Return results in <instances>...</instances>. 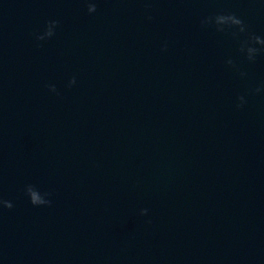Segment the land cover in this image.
<instances>
[{
  "label": "water",
  "instance_id": "1",
  "mask_svg": "<svg viewBox=\"0 0 264 264\" xmlns=\"http://www.w3.org/2000/svg\"><path fill=\"white\" fill-rule=\"evenodd\" d=\"M0 264H264V0H0Z\"/></svg>",
  "mask_w": 264,
  "mask_h": 264
},
{
  "label": "clouds",
  "instance_id": "2",
  "mask_svg": "<svg viewBox=\"0 0 264 264\" xmlns=\"http://www.w3.org/2000/svg\"><path fill=\"white\" fill-rule=\"evenodd\" d=\"M89 9H90V11H94L95 10V5H89ZM237 22H239V21H237ZM9 207H11V205H9Z\"/></svg>",
  "mask_w": 264,
  "mask_h": 264
}]
</instances>
